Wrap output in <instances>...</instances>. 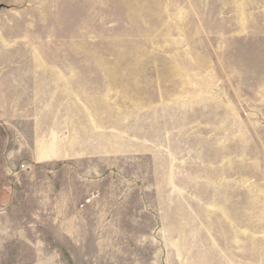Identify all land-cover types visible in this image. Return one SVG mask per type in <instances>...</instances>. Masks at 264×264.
<instances>
[{
  "label": "rangeland",
  "instance_id": "1",
  "mask_svg": "<svg viewBox=\"0 0 264 264\" xmlns=\"http://www.w3.org/2000/svg\"><path fill=\"white\" fill-rule=\"evenodd\" d=\"M5 2L2 65L65 84L47 165L0 126V264H264V0Z\"/></svg>",
  "mask_w": 264,
  "mask_h": 264
},
{
  "label": "crops",
  "instance_id": "2",
  "mask_svg": "<svg viewBox=\"0 0 264 264\" xmlns=\"http://www.w3.org/2000/svg\"><path fill=\"white\" fill-rule=\"evenodd\" d=\"M5 1V4L8 5L18 6L19 4L18 0ZM30 10L32 11V9ZM27 11L28 8H1L0 22L5 21L7 14L9 17L14 15L12 17L18 18ZM19 13L20 15H18ZM5 52L2 50L0 28V126L10 134V146H13V149L10 147L7 155L12 157V155L21 154L27 161L47 165L54 159L52 155L60 154V150L58 139H43L41 137V123L48 116L50 107L54 106V101L51 103L49 99L50 81L57 87L60 84L64 86L65 77L61 76L60 72H54L50 80L48 67L3 66L2 58ZM27 91L30 95L29 98H27ZM34 94H38L39 99L34 100ZM7 163L4 164L6 167H8Z\"/></svg>",
  "mask_w": 264,
  "mask_h": 264
},
{
  "label": "built area",
  "instance_id": "3",
  "mask_svg": "<svg viewBox=\"0 0 264 264\" xmlns=\"http://www.w3.org/2000/svg\"><path fill=\"white\" fill-rule=\"evenodd\" d=\"M24 166H22V168H23Z\"/></svg>",
  "mask_w": 264,
  "mask_h": 264
}]
</instances>
